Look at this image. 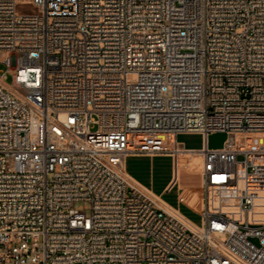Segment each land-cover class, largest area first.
<instances>
[{"label": "built area", "instance_id": "2783aa9c", "mask_svg": "<svg viewBox=\"0 0 264 264\" xmlns=\"http://www.w3.org/2000/svg\"><path fill=\"white\" fill-rule=\"evenodd\" d=\"M0 54V264H264V0H0Z\"/></svg>", "mask_w": 264, "mask_h": 264}, {"label": "rangeland", "instance_id": "374dc122", "mask_svg": "<svg viewBox=\"0 0 264 264\" xmlns=\"http://www.w3.org/2000/svg\"><path fill=\"white\" fill-rule=\"evenodd\" d=\"M2 54H0L1 58ZM5 65L0 64V70L4 69ZM11 81L10 78L7 79ZM61 119L64 116H60ZM228 134L225 131H216L208 135L207 144L209 148H220L225 144ZM178 141L183 143L188 148H200L203 145V137L200 134L185 133L178 136ZM188 165H195L198 157L192 156L188 158ZM128 168L131 173L138 177L145 185L151 187L156 193H161L163 188L172 176L173 159L168 154L150 155H129L127 157ZM195 182L197 177L189 175L186 172L182 173V182ZM177 189L172 193H163L162 198L174 206H178L176 198ZM181 207V212L193 223L200 225L202 223L201 215L191 211L184 206ZM223 234L217 233L216 237L220 238ZM257 243V239H253Z\"/></svg>", "mask_w": 264, "mask_h": 264}, {"label": "crops", "instance_id": "0c3cea01", "mask_svg": "<svg viewBox=\"0 0 264 264\" xmlns=\"http://www.w3.org/2000/svg\"><path fill=\"white\" fill-rule=\"evenodd\" d=\"M192 156H195V157H198L197 155H195V154H181L180 155V157H179V159H180V164H181V166H182V169H185L186 167H188V166H192V167H194V165H188L187 163H188V158L189 157H192ZM198 160H200L199 159V157H198ZM199 161H197L196 162V164L198 163ZM195 164V165H196ZM126 168H127V172L129 173V175L136 181V182H138L139 184H141L142 186H144V187H146V188H148L152 193H154L155 195H157L158 197L160 196L161 197V199L168 205V206H170V207H174V208H177V207H179V209H180V212H181V207L180 206H183V205H180V204H178V206L176 207V206H174V205H172V204H170L169 202H167L166 200H164L163 198H162V194L165 192V193H169V192H167L166 191V187H167V185H168V183L170 182V180H171V178L169 179V181L167 182V184L165 185V187L163 188V191L161 192V193H156L151 187H149V186H147V185H145L138 177H136L133 173H131L130 171H129V168H128V163H127V159H126ZM172 177V176H171ZM181 180H182V177H181ZM170 194V193H169ZM159 197V198H160ZM185 207V206H184ZM173 208V209H174ZM186 208V207H185ZM176 210V209H175ZM179 212V211H178ZM179 212V213H180ZM182 213V212H181ZM180 213V214H181Z\"/></svg>", "mask_w": 264, "mask_h": 264}, {"label": "bare ground", "instance_id": "6f19581e", "mask_svg": "<svg viewBox=\"0 0 264 264\" xmlns=\"http://www.w3.org/2000/svg\"><path fill=\"white\" fill-rule=\"evenodd\" d=\"M133 179V178H132ZM134 180V179H133ZM135 181V180H134ZM136 182V181H135ZM137 184H139L138 182H136ZM144 190H146L147 192H150V194H153L154 196H156L157 198H159L157 195H155L154 193H152L148 188L142 186L141 184H139ZM163 201V200H162ZM164 202V201H163ZM165 203V202H164ZM166 204V203H165ZM166 208L167 210H169L170 212H172L174 215H179L182 216L177 210L173 209L172 207L168 206L166 204Z\"/></svg>", "mask_w": 264, "mask_h": 264}]
</instances>
